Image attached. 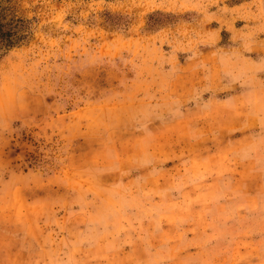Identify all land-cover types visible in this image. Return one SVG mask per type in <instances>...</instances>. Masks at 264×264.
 Here are the masks:
<instances>
[{"label": "rangeland", "instance_id": "rangeland-1", "mask_svg": "<svg viewBox=\"0 0 264 264\" xmlns=\"http://www.w3.org/2000/svg\"><path fill=\"white\" fill-rule=\"evenodd\" d=\"M235 93L260 142L264 0H0V264H264Z\"/></svg>", "mask_w": 264, "mask_h": 264}, {"label": "crops", "instance_id": "crops-1", "mask_svg": "<svg viewBox=\"0 0 264 264\" xmlns=\"http://www.w3.org/2000/svg\"><path fill=\"white\" fill-rule=\"evenodd\" d=\"M246 99L248 100V98ZM246 99L243 101V96L237 93L222 99V105H224L222 117H225V121H228L226 117L228 115H234V119L231 122L222 123V139H224L222 141V184L233 193H237V184H243L245 182L242 176L244 161L247 162V168L244 172H258V167H253L256 158L255 150L258 147H264L263 138L260 142L257 140L255 142L253 141V136L256 135L257 137L258 135V130L253 129L255 124L246 121V124L242 127L244 104L247 112H250V114L256 113L257 116L259 115V111L256 112L258 110L257 107L253 111V103L247 102ZM243 133H245L244 136L249 141L247 145L243 144ZM240 154L241 156L239 158Z\"/></svg>", "mask_w": 264, "mask_h": 264}]
</instances>
